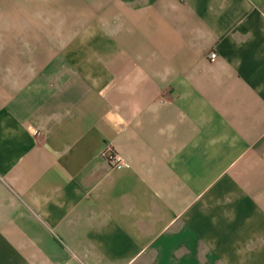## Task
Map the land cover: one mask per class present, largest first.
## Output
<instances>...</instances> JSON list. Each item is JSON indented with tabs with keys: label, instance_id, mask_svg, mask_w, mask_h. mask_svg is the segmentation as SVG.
<instances>
[{
	"label": "crops",
	"instance_id": "obj_1",
	"mask_svg": "<svg viewBox=\"0 0 264 264\" xmlns=\"http://www.w3.org/2000/svg\"><path fill=\"white\" fill-rule=\"evenodd\" d=\"M61 4L0 0V264H264V0Z\"/></svg>",
	"mask_w": 264,
	"mask_h": 264
},
{
	"label": "built area",
	"instance_id": "obj_2",
	"mask_svg": "<svg viewBox=\"0 0 264 264\" xmlns=\"http://www.w3.org/2000/svg\"><path fill=\"white\" fill-rule=\"evenodd\" d=\"M207 58L209 60H213L215 58V54L213 52H210ZM99 157L111 169L119 170L128 167L126 161L109 147H105L99 153Z\"/></svg>",
	"mask_w": 264,
	"mask_h": 264
},
{
	"label": "rangeland",
	"instance_id": "obj_3",
	"mask_svg": "<svg viewBox=\"0 0 264 264\" xmlns=\"http://www.w3.org/2000/svg\"><path fill=\"white\" fill-rule=\"evenodd\" d=\"M42 0H38V3H40ZM93 4V0H89ZM55 7H62V0H53ZM39 6V5H38Z\"/></svg>",
	"mask_w": 264,
	"mask_h": 264
}]
</instances>
